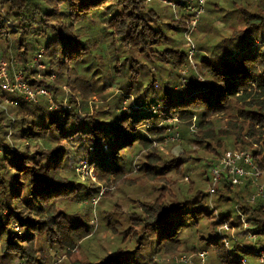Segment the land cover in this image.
Listing matches in <instances>:
<instances>
[{"label":"trees","instance_id":"16d2710c","mask_svg":"<svg viewBox=\"0 0 264 264\" xmlns=\"http://www.w3.org/2000/svg\"><path fill=\"white\" fill-rule=\"evenodd\" d=\"M226 1L204 9L230 19L231 34L204 36L191 59L189 13L146 0H0V58L50 95L0 92V264H200L202 252L208 264H264V0ZM231 151L262 175L234 185L225 173L211 197ZM92 214L109 250L86 248L102 241Z\"/></svg>","mask_w":264,"mask_h":264},{"label":"built area","instance_id":"2783aa9c","mask_svg":"<svg viewBox=\"0 0 264 264\" xmlns=\"http://www.w3.org/2000/svg\"><path fill=\"white\" fill-rule=\"evenodd\" d=\"M186 0H182L181 3H184ZM146 2L149 3H161L165 5H169L171 7H175V4L171 3L169 0H146ZM204 0H200L197 7L192 8L189 6L187 9L189 11L195 12L197 11V16L195 17L196 21H194L195 25L198 22V16L202 15L204 9ZM195 52L194 46L192 47V50L190 51V57H192V53ZM42 52L39 56V58L42 57ZM38 65V60L35 59L32 63L33 67H36ZM39 69H44V66H39ZM41 78V76H40ZM0 92L8 95H21L22 98L28 102V103H36L37 98L43 96L50 99V95L48 92L43 90H31V88L28 86L27 83L24 82L22 78V74L20 71H17V68L13 67V74L11 75L7 63L0 58ZM51 102V100H50ZM7 104L10 105H16L17 102L14 100L7 99ZM54 108V106H52ZM251 172L253 176H255V179L261 177L262 172H260L256 166V164L253 161L252 155L242 152V151H231L226 153L216 166L212 170V177L213 182L212 186L209 190L210 194H214V189L217 184H219L222 180V175L225 173H228L231 176L232 183L234 185L242 184V179L247 176L248 172ZM255 181V180H254ZM259 191L255 196H260L263 193L264 186L259 187ZM255 196L252 197V200L255 199ZM196 260L199 261L200 264H204L205 261L208 259V253L202 252L195 255ZM175 264H196L193 255L191 256H180L174 259Z\"/></svg>","mask_w":264,"mask_h":264},{"label":"rangeland","instance_id":"374dc122","mask_svg":"<svg viewBox=\"0 0 264 264\" xmlns=\"http://www.w3.org/2000/svg\"><path fill=\"white\" fill-rule=\"evenodd\" d=\"M171 3L175 4L176 3L174 1H171L169 0ZM205 1V4L208 2V1H214V2H217L219 4H222L223 7H225L227 10H230L229 8V3L226 1V0H204ZM186 2H190V0H186ZM149 5H151L152 8H156L158 10H161L162 13H173V12H176L177 16H180L182 14H192L194 16V18H191V24H190V30L188 32V43L189 45H191V50H192V47L195 45H197V43L199 42V40L201 38H203L205 36V38H207L208 40L211 39V37H213V41H210V44H215L216 41H219L220 37H223V36H226L228 34H231V31L228 29V25H229V21H231L230 19L228 20H225L221 17V15L219 13H216V12H211L210 11V5L208 4V6L206 5L205 7V11H203L202 15L201 16H198L199 20L198 22L194 24V21H196L195 17L197 16V11L198 9H196L195 12L193 11H189L187 8L189 6H191L192 8H194L193 4L191 5V2H190V5H185V3L183 4V8H181V10H178V9H172L169 5H165V4H161V3H157V2H154V3H149ZM169 16H167L163 21L165 24H169L170 22V19L168 18ZM205 43H207V40L205 39L204 41ZM196 47L199 48V45H197ZM190 50V51H191ZM211 52H213L211 50ZM196 54V52L192 53L193 57L194 55ZM211 53L209 52L208 53V57H210ZM192 59V57H191ZM193 67H195L194 65H192ZM129 96L127 98H125V101L123 103V108H124V111H128L129 110ZM129 102V103H128ZM96 106L97 104L92 102L90 104V109L91 110H95L96 109ZM56 108V107H55ZM138 107L136 105H134L133 107V110H137ZM172 122V121H171ZM173 138V136H168L166 139L167 141L168 140H171ZM181 136H179V142L181 140ZM88 168H86V166H83L82 168H80L78 171L80 177L83 179V181L87 180V174L85 173V171H87ZM261 180V179H260ZM264 180V179H263ZM262 180V181H263ZM92 195V198H91V201L93 202V206L95 209H98L99 208V203H100V199H99V196L95 193V192H92L91 193ZM214 195V194H212ZM211 195V197H212ZM106 206V205H105ZM94 210V209H93ZM95 214V210H94V213ZM92 214V219L93 222L90 224V227L92 229V231L94 232L95 235L97 236H100L102 241H94L92 243H90L89 247H86L88 248L89 251L91 250H94V249H98L99 247L101 246H106V248L109 250V241L111 240V238L109 237V235H107V231L105 229V227L103 225H101L100 223V219L99 217L97 216L94 217V215ZM231 235L234 236V231L231 232ZM252 238V237H251ZM105 241L108 242L105 243ZM209 260H210V256H209V259H207L205 261L204 264H208L209 263ZM14 264H22V263H14Z\"/></svg>","mask_w":264,"mask_h":264}]
</instances>
